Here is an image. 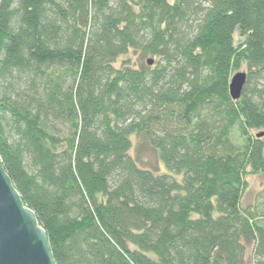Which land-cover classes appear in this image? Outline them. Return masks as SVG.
Instances as JSON below:
<instances>
[{
    "label": "trees",
    "instance_id": "obj_1",
    "mask_svg": "<svg viewBox=\"0 0 264 264\" xmlns=\"http://www.w3.org/2000/svg\"><path fill=\"white\" fill-rule=\"evenodd\" d=\"M0 155L55 264H264V0H0Z\"/></svg>",
    "mask_w": 264,
    "mask_h": 264
},
{
    "label": "water",
    "instance_id": "obj_2",
    "mask_svg": "<svg viewBox=\"0 0 264 264\" xmlns=\"http://www.w3.org/2000/svg\"><path fill=\"white\" fill-rule=\"evenodd\" d=\"M247 80V71L233 74L229 85L231 98L240 99ZM0 264H55L47 231L40 226L34 210L25 205L1 155Z\"/></svg>",
    "mask_w": 264,
    "mask_h": 264
},
{
    "label": "rangeland",
    "instance_id": "obj_3",
    "mask_svg": "<svg viewBox=\"0 0 264 264\" xmlns=\"http://www.w3.org/2000/svg\"><path fill=\"white\" fill-rule=\"evenodd\" d=\"M130 57L133 61H139V55L136 51H130V53L123 55V57L119 58V62L117 65H121V62ZM238 71H247V66H243ZM141 141L135 140V148L132 150V153L138 157L141 164L145 167L152 168H161V172L170 173L167 166H165L164 162H160L158 156H156L155 152L150 148V146L140 143ZM248 188L244 193V198L242 200V205L248 207L249 205L254 204L257 201L258 196L261 193H264V173L259 174H249L247 177Z\"/></svg>",
    "mask_w": 264,
    "mask_h": 264
}]
</instances>
